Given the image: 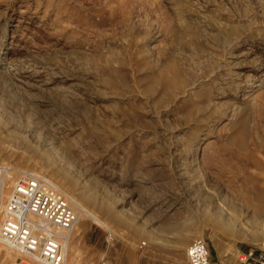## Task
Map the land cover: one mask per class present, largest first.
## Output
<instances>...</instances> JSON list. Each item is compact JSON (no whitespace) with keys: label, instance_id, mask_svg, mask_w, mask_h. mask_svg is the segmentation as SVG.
Returning a JSON list of instances; mask_svg holds the SVG:
<instances>
[{"label":"rangeland","instance_id":"rangeland-1","mask_svg":"<svg viewBox=\"0 0 264 264\" xmlns=\"http://www.w3.org/2000/svg\"><path fill=\"white\" fill-rule=\"evenodd\" d=\"M0 163L81 214L65 264L264 251V0H0Z\"/></svg>","mask_w":264,"mask_h":264},{"label":"built area","instance_id":"built-area-1","mask_svg":"<svg viewBox=\"0 0 264 264\" xmlns=\"http://www.w3.org/2000/svg\"><path fill=\"white\" fill-rule=\"evenodd\" d=\"M0 241L22 255L16 264H65L66 238L76 207L47 176L0 163ZM0 250V264L4 261ZM187 264H217L201 237L186 248ZM240 264H264V251L239 254ZM99 264H108L100 262Z\"/></svg>","mask_w":264,"mask_h":264},{"label":"bare ground","instance_id":"bare-ground-1","mask_svg":"<svg viewBox=\"0 0 264 264\" xmlns=\"http://www.w3.org/2000/svg\"><path fill=\"white\" fill-rule=\"evenodd\" d=\"M13 170H15V171H17L16 169H13ZM29 171V170H28ZM61 191V190H60ZM66 196V195H65ZM67 197V196H66ZM68 198V197H67ZM70 200V199H69ZM72 202V201H71ZM77 211V210H76ZM78 212V211H77ZM85 214L86 215H84V216H86V217H91V219L94 221V222H97V223H99V224H102V222H100L99 221V219L96 217V216H94L93 214H91V213H89V212H87V211H85ZM80 216H81V214L78 212V220H79V218H80ZM78 222V221H77ZM103 225V224H102ZM105 226V225H104ZM64 235H65V238H66V242H65V246H66V251H67V253H66V257H67V255L69 256V239L71 238V234H69V233H67V232H65V233H63ZM0 250H4V256H5V259H7L8 257L5 255V254H8V255H12L13 257H15L16 258V260L19 258V257H22V255L21 254H19L18 252H16L14 249H12L11 247H9V246H6V245H4V244H2V242L0 241ZM186 254V253H185ZM219 255V254H218ZM28 260H30L31 261V263L32 264H35V262L33 261V260H31V259H28ZM66 263V262H65Z\"/></svg>","mask_w":264,"mask_h":264}]
</instances>
